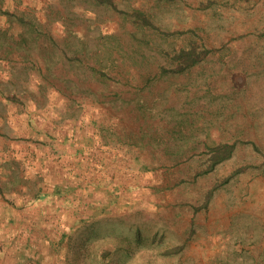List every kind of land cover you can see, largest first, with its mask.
<instances>
[{"label":"rangeland","instance_id":"rangeland-1","mask_svg":"<svg viewBox=\"0 0 264 264\" xmlns=\"http://www.w3.org/2000/svg\"><path fill=\"white\" fill-rule=\"evenodd\" d=\"M0 264H264V0H0Z\"/></svg>","mask_w":264,"mask_h":264},{"label":"trees","instance_id":"trees-1","mask_svg":"<svg viewBox=\"0 0 264 264\" xmlns=\"http://www.w3.org/2000/svg\"><path fill=\"white\" fill-rule=\"evenodd\" d=\"M101 1L112 4V0H101ZM176 57L180 61L181 65L184 64L185 66L187 65L190 66L200 60V58L202 57V50H199L197 46L191 44V46L187 48H182L178 52V54H176ZM222 148L223 151H221L218 148H214V150L217 151V154L213 156L214 159L213 164L219 163L231 155V150L228 148V146H223Z\"/></svg>","mask_w":264,"mask_h":264}]
</instances>
